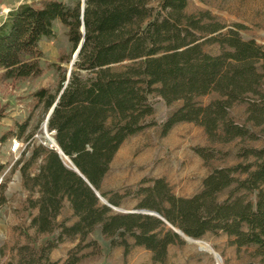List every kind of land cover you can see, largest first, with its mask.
I'll return each mask as SVG.
<instances>
[{"label":"trees","instance_id":"obj_1","mask_svg":"<svg viewBox=\"0 0 264 264\" xmlns=\"http://www.w3.org/2000/svg\"><path fill=\"white\" fill-rule=\"evenodd\" d=\"M70 1L20 4L0 24L1 81L42 75L39 45L55 37L56 21L72 54L83 41L69 77L57 66L55 90L40 88L32 96L46 114L55 105L47 129L79 174L64 166L56 150L27 145L11 173L19 170L28 208L36 210L30 221L35 235L55 236L17 246L6 264H80L99 257L100 245L89 240L96 230L124 256L140 247L151 253L153 264H168V248L185 243L174 229L194 240L223 234L237 253L247 252L248 264H264V145H248L264 133V47L242 39L243 26L223 24L209 11L187 14L188 0ZM213 45L217 54L204 50ZM150 95L166 106L181 102L161 124L162 137L191 123L203 129L210 144L239 141L235 157L241 162L212 167L218 152L195 147L210 170L191 197L174 195L164 178L142 179L135 190L122 193L103 192L121 146L155 125L146 123L154 113ZM209 95L214 98L206 105L198 102ZM238 105L246 106L244 123L230 114ZM15 125L17 138L24 137L29 120ZM9 181L0 183V207L7 202ZM96 193L114 208L136 200L134 211L160 218L114 212ZM66 204L71 215L58 220ZM76 241L62 262L50 260L59 245Z\"/></svg>","mask_w":264,"mask_h":264},{"label":"rangeland","instance_id":"obj_2","mask_svg":"<svg viewBox=\"0 0 264 264\" xmlns=\"http://www.w3.org/2000/svg\"><path fill=\"white\" fill-rule=\"evenodd\" d=\"M40 0H0V24L10 10L20 4H37ZM70 5V0H60ZM156 7V3L151 4ZM200 11H209L221 23L226 25L239 24L243 29L239 31L244 40L252 39L264 47V0H188L186 13L195 14ZM55 37L40 42L43 58L40 67L43 72L37 78L20 81L0 80V166L3 171L0 179L10 177L4 196L6 204L0 207V264H6L14 258L15 248L34 239L37 244L51 240L54 236H36L30 226L36 210L27 205L29 194L22 189L21 175L18 169L11 173V167L20 160L21 154L10 151L13 140L21 143L25 149L29 144L43 145L44 123L47 114L42 106L36 105L33 94L40 88L55 90L58 74L56 67L67 71L71 70V63L75 61L71 53V45L65 36L64 27L58 22L54 25ZM204 50L210 54H217V46H206ZM64 61V62H62ZM214 95L201 97L198 102L206 105ZM154 113L146 119L150 126L130 138L116 153L110 170L102 183L103 192H120L126 189L135 190L142 179L164 178L178 197H191L201 189V182L210 170L200 157L194 152L195 147H212L216 153L212 167H227L240 163L235 157L239 148V141L230 144H210L201 127L191 123L176 125L165 137L161 136V124L174 110L181 106L176 102L166 106L155 95L149 96ZM245 105L235 106L231 116L238 122L244 123ZM3 116V117H1ZM29 120L26 135L17 138V127ZM49 133V131H48ZM32 134V137H27ZM249 146L261 148L264 145V133L256 142ZM47 148L49 146L43 145ZM30 155L26 152L25 161ZM36 196H33L35 198ZM103 199V198H102ZM104 200V199H103ZM136 200H126L118 210L133 211ZM115 212V211H114ZM71 213L66 204L58 220L70 217ZM71 220L69 224L72 222ZM89 240H96L101 247L99 257L83 260L80 264H153L151 254L140 247L132 249L129 255L124 256L122 248L111 249L108 241L104 240L99 230L89 236ZM227 237L223 234H207L196 242L184 243L182 246H172L168 251V264H248L249 256L243 249L237 253L235 247L227 245ZM131 242V240H130ZM76 242H65L54 249L50 260L62 262L69 250ZM209 248V249H208ZM220 256L221 262L214 257L212 250Z\"/></svg>","mask_w":264,"mask_h":264},{"label":"water","instance_id":"obj_3","mask_svg":"<svg viewBox=\"0 0 264 264\" xmlns=\"http://www.w3.org/2000/svg\"><path fill=\"white\" fill-rule=\"evenodd\" d=\"M82 11H83V7H82ZM84 30V28L82 27V31ZM82 43L83 41H81L78 45V47L75 49L74 53H73V59H75L77 57V54L82 46ZM74 61L71 63V65H73ZM70 75V72L69 74L67 75V77H69ZM54 107L55 105H53V107L50 109V111L48 112L47 114V117H46V120H45V123H44V138L47 139L48 136H50L52 139H53V144H50L48 145L49 146V149H54L58 152V155L60 157V159L62 160L64 166L67 168V169H70L76 173L79 174V171L75 168V166L73 165V163L71 162V160L69 158H67L63 153L62 151L58 148L57 144H56V141H55V138H54V135H55V132H49L48 133V129H47V125H48V120L54 110ZM43 145H46L45 143ZM97 197L99 198L100 202L104 205H108L107 202L105 200H103L100 195L98 193H96ZM109 206V205H108ZM113 211L117 212V213H145V214H149V215H153V216H156L158 218H160V216L155 213V212H147V211H125V210H118L117 208H114V207H111L109 206ZM174 231L184 240V242L186 243H189V242H196V240L190 238V237H187L186 235H184L182 232L178 231V230H175ZM212 250V249H211ZM213 252L214 254V257L216 258L217 261L221 262V258L219 255H217L213 250L211 251Z\"/></svg>","mask_w":264,"mask_h":264},{"label":"built area","instance_id":"obj_4","mask_svg":"<svg viewBox=\"0 0 264 264\" xmlns=\"http://www.w3.org/2000/svg\"><path fill=\"white\" fill-rule=\"evenodd\" d=\"M1 15L2 14H0V17H1ZM5 19H6V16L4 17V20ZM24 150H25L24 148L23 149L21 148V143L18 140H13V143H12L11 148H10V151L12 153H18V154H20ZM1 181H2V178L0 179V183H1Z\"/></svg>","mask_w":264,"mask_h":264},{"label":"bare ground","instance_id":"obj_5","mask_svg":"<svg viewBox=\"0 0 264 264\" xmlns=\"http://www.w3.org/2000/svg\"><path fill=\"white\" fill-rule=\"evenodd\" d=\"M45 139V138H44ZM45 142H46V144L47 145H50V144H53L54 142H53V139L50 137V136H48V138L47 139H45ZM209 249V248H208Z\"/></svg>","mask_w":264,"mask_h":264},{"label":"crops","instance_id":"obj_6","mask_svg":"<svg viewBox=\"0 0 264 264\" xmlns=\"http://www.w3.org/2000/svg\"><path fill=\"white\" fill-rule=\"evenodd\" d=\"M56 23H58L57 21L56 22H54V24H53V29H54V25L56 24ZM40 64V63H39ZM0 73H1V71H0ZM187 198V197H186ZM170 247H172V246H170ZM170 247L168 248V251H169V249H170ZM145 250V249H144ZM150 253V252H149ZM151 254V253H150Z\"/></svg>","mask_w":264,"mask_h":264}]
</instances>
